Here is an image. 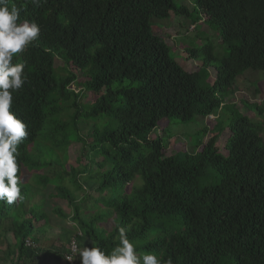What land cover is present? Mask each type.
<instances>
[{"label":"trees","instance_id":"trees-1","mask_svg":"<svg viewBox=\"0 0 264 264\" xmlns=\"http://www.w3.org/2000/svg\"><path fill=\"white\" fill-rule=\"evenodd\" d=\"M13 3L17 23L35 22L41 32L11 61L25 64L27 81L9 91L10 112L28 135L16 154L23 199L0 200V264H70L72 240V264H81L85 247L110 255L121 246V227L141 262L155 255L172 264H264L263 109L252 105L250 118L235 103L222 110L238 76L264 75V0ZM173 19L206 30L170 45ZM176 47L214 68V82L206 86L198 70L176 62ZM207 116L215 123L197 132L214 134L191 151L169 155L170 137L149 136L161 119ZM56 226L55 242L44 244Z\"/></svg>","mask_w":264,"mask_h":264},{"label":"clouds","instance_id":"clouds-1","mask_svg":"<svg viewBox=\"0 0 264 264\" xmlns=\"http://www.w3.org/2000/svg\"><path fill=\"white\" fill-rule=\"evenodd\" d=\"M31 2L38 4L37 0ZM19 11L14 3L9 9L8 0H0V200H6L8 204L23 199L18 186L21 181L17 176L16 154L17 145L28 135L26 125L10 112L13 97L9 91L21 89L27 81L25 64L13 65L11 61L15 54L25 51L29 44L36 41L41 32L35 22L25 20L18 24ZM196 25H188L187 32L195 31ZM256 105L264 107L263 103ZM208 117L209 120L213 119V116ZM119 235L121 246L110 255H106L99 248L85 247L81 250L79 252L81 264H172L170 258L165 261L155 255H144L141 262L136 254L135 245L126 236L125 228L119 229Z\"/></svg>","mask_w":264,"mask_h":264},{"label":"rangeland","instance_id":"rangeland-1","mask_svg":"<svg viewBox=\"0 0 264 264\" xmlns=\"http://www.w3.org/2000/svg\"><path fill=\"white\" fill-rule=\"evenodd\" d=\"M187 8H190V4L188 2H182ZM175 19V17H174ZM169 21L168 22V28L166 30L167 34L165 37L162 35L165 30H158V34L163 36L165 39V42H168L170 45H177V43H180L181 45H186L187 41H190L189 38H191L190 33L185 31L183 26L180 24L182 23L181 20H179L180 24L178 21L175 20ZM162 23V22H160ZM192 28V27H191ZM189 27V29H191ZM206 30V27H204L202 24L196 25L194 30ZM189 33V34H188ZM207 34L209 35V40L214 44V55H221L223 52L220 53L219 48L216 47L217 45L215 44V39L212 35V33L207 29ZM185 36V39H184ZM175 42V43H174ZM196 43H200L199 40L196 41ZM193 47H198L194 46ZM171 51L169 52L170 56L176 60L184 69L186 70H191V69H196L199 71V74L201 77H204L203 83L206 84V86L212 84L215 80V69L210 67V68H202L200 67L201 61H197L196 59L192 58H187L190 56V53L185 50V48L182 47H176L175 49L171 48ZM222 57V56H220ZM219 57V58H220ZM57 64L61 65V62L57 60ZM262 71H252V70H246L242 73V75L238 76L235 79L234 83V90L235 93L231 96H227L224 99V109L225 112H228V114L232 111L230 109L232 108V102L235 103L233 108L236 109V111L242 115L246 116L247 118L253 117L255 108L252 106V104L256 103H263L264 105V75H262ZM126 82L119 83V86L125 85ZM117 84H113L112 88H115ZM72 89H74V86H71ZM97 97V95H96ZM242 100V101H240ZM240 101V102H239ZM246 102L243 104L242 102ZM264 109V107H262ZM221 112V111H220ZM219 112V113H220ZM252 112V113H251ZM221 117L216 118L217 121H221L224 124L225 121L227 120L226 114L224 112L220 113ZM235 115V114H234ZM264 117V111L262 113ZM216 117V116H215ZM213 116V119H215ZM213 119L209 120V117L205 118H194L192 121L182 123L179 122L176 119H161L156 127L152 130L150 133V137L154 138L156 136H161L162 138L167 139L170 137L171 139L168 140V149H167V154L172 155L176 152H181V151H191L194 146L197 145V143L201 142L200 145L205 144V141L214 133H206V134H200L197 132L198 129L204 126H211L213 123ZM225 119V120H224ZM216 121V122H217ZM210 124V125H209ZM227 137V131H224L221 136L218 138V143L222 147L224 144V141ZM197 147V146H196ZM71 152L68 151L67 157L70 162H72V157H71ZM135 182L141 184L142 180L139 176L135 177ZM131 183L126 184L124 187V190H128V188L131 186ZM53 221V220H51ZM69 223V222H68ZM36 225V224H35ZM156 229V228H155ZM61 228L58 226L53 227L50 232H47L45 236V241L44 244H51L52 242H55L56 240V235L60 233ZM149 238H151L149 236ZM58 244V243H56Z\"/></svg>","mask_w":264,"mask_h":264},{"label":"built area","instance_id":"built-area-1","mask_svg":"<svg viewBox=\"0 0 264 264\" xmlns=\"http://www.w3.org/2000/svg\"><path fill=\"white\" fill-rule=\"evenodd\" d=\"M26 245H27V246L31 245V242L26 241ZM77 250H78L77 243H76L75 240H72V241L69 243V246H68V252H67V253L65 254V256H64L65 261H67V262H69L70 264H72V260L75 258L76 253H77Z\"/></svg>","mask_w":264,"mask_h":264}]
</instances>
